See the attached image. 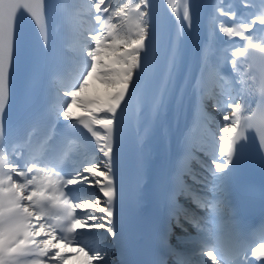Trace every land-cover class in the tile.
Here are the masks:
<instances>
[{"label":"snow or ice","instance_id":"6c2138e0","mask_svg":"<svg viewBox=\"0 0 264 264\" xmlns=\"http://www.w3.org/2000/svg\"><path fill=\"white\" fill-rule=\"evenodd\" d=\"M167 4L173 27L165 38L153 0H75L71 6L65 0H0V264H68L81 252L86 264H108L117 249L120 264H169L161 250L170 264H264V175L257 221L248 216L257 198L241 194L235 204L230 199L250 130L258 134L264 170V86L252 107L238 90L250 74L241 72L237 59L251 49L264 62V42L251 35L257 25L264 30V0L250 20L231 6L218 9L203 39L193 35L197 0ZM25 15L39 29V42L31 47L18 23ZM219 15L232 26L217 25ZM61 24L74 27L82 68L75 83L57 90L62 103L56 106L49 84L65 55L57 42ZM234 38L247 42L231 52L241 84L234 80L231 91L218 92L228 83L221 74L228 49L214 62L210 53L214 46H231ZM193 55L199 74L191 71ZM93 76L107 87L106 96L80 98ZM189 96L198 98L192 125H208L210 137L198 152L191 128L179 123L187 118ZM201 103L221 114L218 132ZM77 104L85 115L73 112ZM77 125L85 142L82 159L70 158L61 167L50 152L26 150V129L42 127L52 144L62 129ZM192 160L210 176L204 186L210 200L194 195L184 179L199 183ZM79 187L93 194L74 196ZM182 195L208 211L214 226L196 244L199 262L182 248L181 236L171 242L177 229L185 231L181 217L190 218L178 201ZM256 232L260 239L252 240ZM81 233L103 243L88 247Z\"/></svg>","mask_w":264,"mask_h":264},{"label":"bare ground","instance_id":"6f19581e","mask_svg":"<svg viewBox=\"0 0 264 264\" xmlns=\"http://www.w3.org/2000/svg\"><path fill=\"white\" fill-rule=\"evenodd\" d=\"M224 1H231V3L229 4V6H222L220 5L221 2ZM197 3L199 4V20H198V24L196 26L195 32H194V37H198L200 39H203L208 31V25H209V20L213 15L217 14V10L218 9H224L226 10L228 7H233L234 10H237L240 7H243L244 3H249L251 4V7H253L255 9V11L257 9H259L261 7V0H197ZM161 35L164 36L165 38L167 37V35L169 34L170 29H172L173 27V17H172V13L170 10L169 5L167 4V0H161ZM222 15H219L216 19V24L219 25V23L221 21H223L225 24H227L228 26H230V23L228 22V17H225L224 19H221ZM83 25H87V23L85 22ZM88 26V25H87ZM216 49L214 50V52L210 53V62H214L216 60H214L216 57L213 53H215L216 51L220 52L221 49L220 47L214 46ZM226 67L229 70H233L231 68V63L230 60L227 64H222V68ZM199 69V65L198 62L196 60L195 55H193L192 59H191V71L194 74H197V72ZM241 72L244 73H249L250 75L245 76V81L243 82L244 87L246 88V96H248L249 101L252 102L255 98L256 95V91H257V80L255 78V76L249 71L248 68L246 67H240ZM232 75L237 76V73L235 71L231 72ZM238 79L239 76H237ZM225 89H227L228 91H231L232 88L230 86V82H228L225 86ZM99 91H103L104 94L107 93L108 89L107 87L100 83L99 80L93 76L92 78H90L88 86L85 88L84 93H98ZM191 99L192 96H189L188 98V103H189V112L187 115V118L189 116V114H191V108H192V103H191ZM76 106V105H75ZM204 115H207V112H203ZM187 118L181 117L179 123L180 126H182V124L186 121ZM184 246L186 245H190L191 244V240H184L183 241ZM80 260L77 258V256L71 258L68 260V264H79Z\"/></svg>","mask_w":264,"mask_h":264},{"label":"rangeland","instance_id":"374dc122","mask_svg":"<svg viewBox=\"0 0 264 264\" xmlns=\"http://www.w3.org/2000/svg\"><path fill=\"white\" fill-rule=\"evenodd\" d=\"M83 95H84V92L80 94V98H82V97H83Z\"/></svg>","mask_w":264,"mask_h":264}]
</instances>
